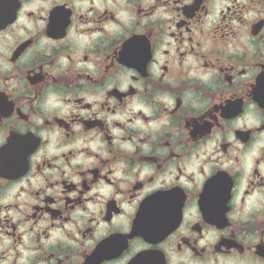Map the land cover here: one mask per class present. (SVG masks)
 <instances>
[{"label": "flooded vegetation", "instance_id": "obj_1", "mask_svg": "<svg viewBox=\"0 0 264 264\" xmlns=\"http://www.w3.org/2000/svg\"><path fill=\"white\" fill-rule=\"evenodd\" d=\"M0 264H264V0H0Z\"/></svg>", "mask_w": 264, "mask_h": 264}]
</instances>
